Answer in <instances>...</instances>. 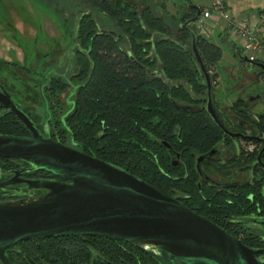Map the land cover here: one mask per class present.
Masks as SVG:
<instances>
[{"label":"flooded vegetation","instance_id":"1","mask_svg":"<svg viewBox=\"0 0 264 264\" xmlns=\"http://www.w3.org/2000/svg\"><path fill=\"white\" fill-rule=\"evenodd\" d=\"M192 5L199 6L201 13L200 4ZM192 5L189 6L193 8ZM88 13L90 11L81 12L63 49L58 46L56 50L45 53L42 69H47L46 74H37L35 63L39 62L41 54L34 55V61L28 65H25L22 51L20 61L14 57L13 49L8 50L9 57L0 55V127L3 124L10 127V132L5 129L4 132L0 130V134L31 135L28 127L9 107L1 106L8 103V96L11 104L27 115L42 136L98 158L95 151L87 152L83 143L74 138L69 126L79 91L86 81L78 73L76 50L82 49L78 24L80 18ZM196 14V9L193 13L187 11L181 23ZM196 22L189 25L197 32ZM181 23L176 26L181 28ZM97 27L98 33L116 34L114 30ZM122 48L126 50L125 46ZM82 52L88 57V52ZM59 54L61 57H57ZM124 54L141 64L129 51ZM190 54L197 66L199 83L196 86L168 82L159 60L153 65H142L145 81L150 84L149 97L163 99L165 95L168 101H156L157 104L148 101L145 106L139 105L144 109L142 119H135L132 128L136 133L129 137V141L145 142L143 149L156 165L158 173L152 165L142 169L132 160L122 163L125 169L116 167L216 223L255 250V257L264 264V88L257 87L253 92L242 94L240 92L246 91V85L230 89L221 84L215 86L207 62L200 53L210 76L211 108L218 116L219 125L206 110L207 81L191 49ZM236 55L241 62L248 64L245 53L238 50ZM144 58L153 60L154 52L149 51ZM256 63L248 65L254 72L261 73ZM55 79L58 84L53 83ZM168 87L175 94L182 88L186 96L177 94L172 97L168 94ZM229 91L235 96L233 101L224 98ZM122 120L121 114H116L118 125ZM106 121L100 116L102 129L98 138L102 142ZM183 122L187 125L184 128ZM102 142L97 147L101 152L106 148ZM29 167L26 161L0 157V196L11 195L18 199L38 196L46 191L34 188L26 191V180L60 179L45 170ZM154 252L123 240L90 235L24 240L7 251L11 264H186L178 259L170 261Z\"/></svg>","mask_w":264,"mask_h":264},{"label":"water","instance_id":"2","mask_svg":"<svg viewBox=\"0 0 264 264\" xmlns=\"http://www.w3.org/2000/svg\"><path fill=\"white\" fill-rule=\"evenodd\" d=\"M189 33L191 50L208 86L206 110L219 125L211 102L209 73L197 48L196 31ZM256 65L264 71V63ZM9 107L31 131L30 136L0 134V157L16 158L30 169L60 179L26 180L29 189L46 192L0 201V262L11 264L7 251L24 240L57 236H99L155 246L166 259L186 264H260L256 251L222 227L124 169L84 151L42 136L27 115Z\"/></svg>","mask_w":264,"mask_h":264},{"label":"trees","instance_id":"3","mask_svg":"<svg viewBox=\"0 0 264 264\" xmlns=\"http://www.w3.org/2000/svg\"><path fill=\"white\" fill-rule=\"evenodd\" d=\"M114 4L116 6V2ZM117 4L116 12H111L112 0H90V5L96 10L110 16L114 14L119 27L124 29L123 33L116 32L115 36L98 33L93 15L88 13L80 18L78 38L82 49H77L76 53L78 73L86 81L79 91L69 126L74 138L83 143L87 152L95 151L98 158L124 169L122 163L132 160L142 166V169L152 165L157 172L156 165L143 149L145 142L129 141V137L136 133V129L132 128L135 119H142L144 109L139 105L145 106L148 101L154 102L153 104L168 101L165 95L163 99L150 95V99V84L145 81L142 65H153L159 60L168 82L178 81L195 86L199 83L196 78L197 66L191 57L190 48L185 44L189 33L177 27L181 39H174L170 34L171 27L175 25V16L168 18L155 14L150 4L140 10V14H137L134 7H129V4L121 1ZM185 7L188 13H193V8ZM259 13L264 16V8ZM196 44L205 62L216 61L221 57V48L200 35H197ZM122 46L141 64L130 60L124 54L127 51ZM83 50L88 52V57L82 55ZM149 51L154 52L153 60L144 58ZM115 61L116 64H113ZM53 83L58 84V80L55 79ZM171 88L176 90L174 86ZM171 88L168 87V94L172 97L177 94L186 96L182 88L176 94ZM118 113L123 117V122L119 125L115 122ZM100 116L107 120L103 142L98 138V132L102 129ZM185 123L183 122V128L187 126ZM5 129L10 132V127L3 124L0 130L4 132ZM100 142L106 147L103 152L97 148Z\"/></svg>","mask_w":264,"mask_h":264},{"label":"rangeland","instance_id":"4","mask_svg":"<svg viewBox=\"0 0 264 264\" xmlns=\"http://www.w3.org/2000/svg\"><path fill=\"white\" fill-rule=\"evenodd\" d=\"M118 1H121V3L126 5L129 4L130 6H128L131 8L134 7L137 14H140V10L148 7L149 4L146 0H112L113 9L111 12H116V6L119 5L117 4ZM156 1L168 3L174 0H155V2ZM196 1L201 7L207 5L205 0ZM251 1L255 4L254 2H259L260 0ZM115 2L116 6L114 4ZM176 3L178 5L176 9L179 10V5L186 4L187 1L177 0ZM12 4L20 7H17L19 9L18 20L11 19L10 17L11 13L9 10L11 9L10 6ZM62 6L65 8L62 9ZM249 6L251 7L252 5ZM27 8H29V11L26 10ZM56 8H58L60 12H58ZM169 9L170 11H174L175 7L172 6ZM84 10L90 11V14L93 15L94 20L98 23L100 28L111 29L115 32L123 33V28L119 27V23L117 22L118 20L116 21L117 17L114 14H112L113 16H110L105 12L96 10L90 5V0H0V55L9 57L10 54L8 50L13 49L16 53L14 57L20 61L22 59L21 53L23 52L25 55V65H28V63H32V61H34V55L41 54V59L38 63H35L37 66V74L40 76L42 74H46L47 69H42L44 66L43 63L45 62V53H48L49 50H56L58 46L62 49L66 46L68 43V37L71 36L70 31L73 29L75 22ZM152 10L153 13H158V15L162 12L160 7H157L156 9L152 6ZM163 13L168 18H171L172 16L176 17V21H174L175 25L172 26L173 31H171L170 34L174 39H181L176 25L181 23L183 21L182 18L187 14L186 7L184 6L182 11H179L177 15H171L166 11H163ZM234 15V18L239 21H250L251 17L254 16L252 13L243 18L237 17L236 13H234ZM16 23H19V28L15 26ZM196 27H198L197 22ZM215 28L216 27L206 26L204 27L205 32L199 33L197 31L196 33L197 35H200L201 38L213 43V40L216 39V35L213 38L216 33L214 31ZM229 33L231 34V31H229ZM14 42L17 45H15ZM189 42L190 37L187 43ZM187 43L185 44L190 48V43ZM229 43L230 42H228V45L230 46L229 49L224 47L221 48L219 46L221 48V57L218 60H209L210 62L207 61L206 63L207 69L209 72L211 71L213 84L215 86L218 84L225 85L227 89H230L232 86L233 88H236L240 85H246V91L244 93L242 91L240 92L242 94L253 92V90L257 87L264 88V73H262V71L261 73L254 72L250 68V65L241 62L236 55L237 51L232 52L231 45ZM57 57H61V55L59 54ZM218 91L219 90L216 91V96ZM231 91L228 92L229 95L228 93H225L224 98L227 97L230 101H233L235 96H233ZM15 199L18 198L11 195L0 196V201Z\"/></svg>","mask_w":264,"mask_h":264},{"label":"built area","instance_id":"5","mask_svg":"<svg viewBox=\"0 0 264 264\" xmlns=\"http://www.w3.org/2000/svg\"><path fill=\"white\" fill-rule=\"evenodd\" d=\"M207 5L201 8L197 19L199 33L205 32L204 27L219 25L224 21L235 41L240 43L241 51L246 54L248 64L264 63V16L258 15V23L247 20H236L225 0H206Z\"/></svg>","mask_w":264,"mask_h":264},{"label":"crops","instance_id":"6","mask_svg":"<svg viewBox=\"0 0 264 264\" xmlns=\"http://www.w3.org/2000/svg\"><path fill=\"white\" fill-rule=\"evenodd\" d=\"M149 2L150 5L153 6V8L160 7V9H162V12H160L161 16H165V14L163 13V11L169 12L171 15H177L179 13V11H182V9L184 8V6H189L192 4H198V2L196 0H186L187 3L183 4V5H179L180 9H176V7H178L176 1H170V2H158L155 0H146ZM154 1V2H153ZM206 1V0H205ZM227 6L231 9V11L234 13H236L237 17H245L246 15L249 14H253L254 16L251 17V23H258V15L260 14L259 11L264 8V0H260L259 2H254L255 4H253V2L251 0H225ZM169 4V5H168ZM159 5V6H158ZM249 5H252L251 7ZM175 7L174 11H170V7ZM11 9L9 10L11 13V19H19L18 18V11L20 7H18L17 5H11L10 6ZM18 7V8H17ZM253 9V10H252ZM27 11H29V8L26 9ZM158 14V13H157ZM235 16V15H234ZM16 27H20L19 23L15 24ZM32 26V25H30ZM1 27V26H0ZM215 34L213 36V38L216 35V39L213 40V43L220 46L221 48H227L229 49V45L228 42H230L229 44L231 45V50L232 52H236L238 50H241L240 47V43H238L237 41H235L232 37V35L229 33V29L226 26V24L223 21L219 20V25H215ZM238 49V50H237Z\"/></svg>","mask_w":264,"mask_h":264},{"label":"bare ground","instance_id":"7","mask_svg":"<svg viewBox=\"0 0 264 264\" xmlns=\"http://www.w3.org/2000/svg\"><path fill=\"white\" fill-rule=\"evenodd\" d=\"M141 246H143V248H147L149 250H152V251H155V252H158L157 249L155 248V246L151 245V244H147V243H141L140 244ZM154 252V253H155Z\"/></svg>","mask_w":264,"mask_h":264}]
</instances>
